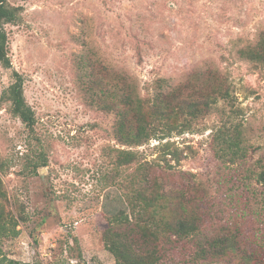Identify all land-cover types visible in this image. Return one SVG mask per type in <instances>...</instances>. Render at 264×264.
<instances>
[{"label":"rangeland","instance_id":"rangeland-1","mask_svg":"<svg viewBox=\"0 0 264 264\" xmlns=\"http://www.w3.org/2000/svg\"><path fill=\"white\" fill-rule=\"evenodd\" d=\"M7 1L23 9L20 23L5 31L35 126L28 134L6 107L0 110V159L8 165L0 177L7 192L1 204L17 221V234L0 243V258L26 264H114L103 232L108 217L127 207L121 190L112 186L113 147L136 151L144 161L174 173V188L195 186L201 207L212 214L207 227L211 222L214 228L231 226V215L243 214L240 239H254L251 220L262 205L240 210L228 206V196L240 204L246 195L251 203L264 199V188L246 177L258 169V160L264 163V71L236 55L264 33V0ZM87 48L148 89L159 78L179 82L208 62L228 78L233 107L220 103L182 134L139 147L115 144L114 116L91 107L80 89L77 61ZM10 82V73L0 68V93ZM227 115L247 144L245 161L234 164L216 157L212 140ZM166 147L178 152V161L165 155ZM39 152L48 163L33 173L28 160ZM243 182L256 190V197ZM173 258L185 264L178 252Z\"/></svg>","mask_w":264,"mask_h":264},{"label":"trees","instance_id":"trees-1","mask_svg":"<svg viewBox=\"0 0 264 264\" xmlns=\"http://www.w3.org/2000/svg\"><path fill=\"white\" fill-rule=\"evenodd\" d=\"M22 12L21 6L0 0V68L8 71L11 78L0 93V110L6 107L31 134L35 115L24 97V78L11 64L5 31V26L20 23ZM236 55L254 69L264 71V33L260 32L252 42L238 48ZM77 70L87 103L100 113L114 116L112 137L120 146L139 147L153 138L163 139L171 133L191 131L198 120L218 110L220 103L230 109L233 107L228 78L208 62L192 68L179 82L168 78L152 81L151 93L147 92V87L141 88L130 73L106 64L91 48L80 54ZM230 118L222 117L212 140L216 157L234 164L238 160L245 161L247 144L239 125L232 124ZM164 151L171 160L178 161L177 151H169L167 147ZM112 154V186L121 190L127 207L108 217L103 232L105 249L112 255L114 264H176L175 252L184 257L185 264H264V231L257 235L264 229V199L259 202L255 198L251 203L246 195L240 204L232 195L228 196V206L240 210L248 205V208L262 205L253 212L251 220L254 239L243 240L238 222L243 212L240 216L231 215V226L220 224L214 228L211 222L207 227L206 221L212 219V214L201 207L202 198L195 186L174 188V181L170 180L174 173L160 164L144 161L131 149L113 147ZM28 161L33 173L48 163L42 152L37 153L35 160L29 158ZM261 161H257L258 169L249 170L246 177L264 188ZM7 167L0 159V177ZM243 185L256 197L251 185ZM6 200L7 192L0 178V243L17 234L15 217L5 213L1 204ZM205 230L212 232L207 234ZM187 244L190 246L186 247ZM0 264L26 263L0 258Z\"/></svg>","mask_w":264,"mask_h":264}]
</instances>
